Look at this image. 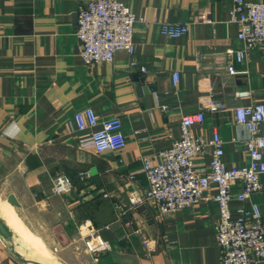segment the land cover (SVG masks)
Segmentation results:
<instances>
[{
  "label": "crops",
  "instance_id": "0c3cea01",
  "mask_svg": "<svg viewBox=\"0 0 264 264\" xmlns=\"http://www.w3.org/2000/svg\"><path fill=\"white\" fill-rule=\"evenodd\" d=\"M85 1L0 0V211L14 217L1 215L20 235L17 219L24 240L58 264H219L213 187L172 216L143 197L133 206L130 198L148 187L143 159L157 164L179 139L181 118L200 111L204 121L192 134L210 140L218 133L227 170L248 165L247 132L236 128L233 110L264 105V48L235 61L244 44L230 18L233 0H116L148 24L134 25L137 67H129L124 51L109 63L86 65L76 37ZM162 23L186 25L188 33L167 38ZM88 108L98 122L119 118L122 150L98 153L89 140L98 127L77 130L74 116ZM212 150L206 146L195 159L197 169L208 171ZM91 168L96 173L89 176ZM60 176L72 189L56 194ZM260 181L264 186V175ZM230 190L239 193L241 183ZM10 196L17 207L7 203ZM245 203L230 200L231 219L250 203L264 216V193ZM89 230L108 249L87 253ZM0 264H21L1 242Z\"/></svg>",
  "mask_w": 264,
  "mask_h": 264
},
{
  "label": "built area",
  "instance_id": "2783aa9c",
  "mask_svg": "<svg viewBox=\"0 0 264 264\" xmlns=\"http://www.w3.org/2000/svg\"><path fill=\"white\" fill-rule=\"evenodd\" d=\"M231 21L239 26L237 38L244 49L234 54L236 62L245 58L247 50L264 48V3L233 0ZM147 22L137 19L133 12L116 0H87L78 6L76 37L79 53L86 65L109 63L119 51H124L131 60L130 68H136L133 59L134 25ZM161 35L179 38L188 33L186 25L162 23ZM140 72L145 68L140 67ZM178 72H173L172 83H178ZM220 109L224 106L220 104ZM236 128L247 132L244 141L249 163L242 168L227 170L221 162L222 140L216 131L210 140L194 136L191 129L204 121L202 111L184 116L180 122V137L171 146L158 154L160 161L152 165L143 159V171L148 183L144 194L130 198L135 206L142 199L154 202L162 215H174L177 211L195 206L203 201L202 194L210 188L216 190L212 200L219 208V224L216 244L220 249L219 264H255L264 260V216L257 204L250 203L238 209V217L231 219L229 202L232 198L246 204L252 194L264 193L260 177L264 175V105L255 104L233 110ZM76 128L83 131L98 127L90 134V143L98 153L118 152L125 147L119 118L98 122L94 112L88 108L74 116ZM206 146L212 147L208 171L197 169L196 158L202 156ZM239 181L241 190L232 195L231 186ZM72 189L71 182L63 176L57 177L53 186L56 194ZM141 197H143L141 199ZM205 200V199H204ZM84 250L89 254L108 249L107 242L94 230H89L83 240Z\"/></svg>",
  "mask_w": 264,
  "mask_h": 264
},
{
  "label": "water",
  "instance_id": "95a60500",
  "mask_svg": "<svg viewBox=\"0 0 264 264\" xmlns=\"http://www.w3.org/2000/svg\"><path fill=\"white\" fill-rule=\"evenodd\" d=\"M96 173L95 168H91L89 170V176ZM7 203L13 207H17L18 204L14 200L13 196L7 198ZM0 242L9 250L14 258H16L21 264H46L44 262H40L39 260H34L31 258H27L26 254L21 251L23 244L19 242L18 236L8 227L5 221L0 217ZM58 262V261H57Z\"/></svg>",
  "mask_w": 264,
  "mask_h": 264
},
{
  "label": "bare ground",
  "instance_id": "6f19581e",
  "mask_svg": "<svg viewBox=\"0 0 264 264\" xmlns=\"http://www.w3.org/2000/svg\"><path fill=\"white\" fill-rule=\"evenodd\" d=\"M1 214H6V215L14 217V215L11 214V213H6V212L4 213V212L0 211V217L1 218H2ZM15 220H16L17 226L19 228L20 235H18L12 229L11 230L16 234V236H18L19 242L21 244H23V247L26 246V249H27L26 251L27 252H25V250H24L25 248H21V251L26 254L27 258H31V259H34V260H39L40 262H44L46 264H58L54 258L44 254L41 250L36 249L32 244H30L29 242L24 240L23 227H22V225L20 224V222L17 219H15Z\"/></svg>",
  "mask_w": 264,
  "mask_h": 264
},
{
  "label": "rangeland",
  "instance_id": "374dc122",
  "mask_svg": "<svg viewBox=\"0 0 264 264\" xmlns=\"http://www.w3.org/2000/svg\"><path fill=\"white\" fill-rule=\"evenodd\" d=\"M2 216V215H1ZM2 218L6 221V223L8 224V226L13 229L15 232H17V228H15V226H13L12 222L10 223V221H8L6 216H2ZM48 249V248H47ZM49 250V249H48ZM45 253V252H43ZM47 255V254H46ZM60 263V262H59Z\"/></svg>",
  "mask_w": 264,
  "mask_h": 264
},
{
  "label": "trees",
  "instance_id": "16d2710c",
  "mask_svg": "<svg viewBox=\"0 0 264 264\" xmlns=\"http://www.w3.org/2000/svg\"><path fill=\"white\" fill-rule=\"evenodd\" d=\"M93 221V220H92ZM93 223H95V221H93Z\"/></svg>",
  "mask_w": 264,
  "mask_h": 264
}]
</instances>
